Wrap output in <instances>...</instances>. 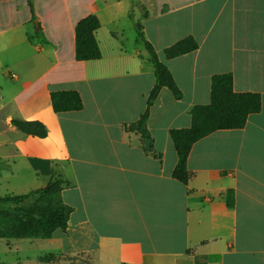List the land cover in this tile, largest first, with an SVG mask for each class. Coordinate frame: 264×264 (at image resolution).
I'll list each match as a JSON object with an SVG mask.
<instances>
[{
  "label": "crops",
  "instance_id": "obj_1",
  "mask_svg": "<svg viewBox=\"0 0 264 264\" xmlns=\"http://www.w3.org/2000/svg\"><path fill=\"white\" fill-rule=\"evenodd\" d=\"M28 1L0 0V184L5 193H17L12 179L43 187L54 164L70 182L61 196L73 211L47 239L54 250L95 264H264V0ZM130 12L182 93L163 87L150 107L154 153L124 128L155 82ZM87 15L99 20L100 57L81 61L74 27ZM188 35L195 50L164 57ZM222 72L234 91L259 93L260 110L195 141L183 184L171 175L168 131L190 126L191 107L209 103L211 76ZM68 89L82 108L55 113L50 92ZM13 118L39 120L47 135H25Z\"/></svg>",
  "mask_w": 264,
  "mask_h": 264
},
{
  "label": "trees",
  "instance_id": "obj_2",
  "mask_svg": "<svg viewBox=\"0 0 264 264\" xmlns=\"http://www.w3.org/2000/svg\"><path fill=\"white\" fill-rule=\"evenodd\" d=\"M29 0V4H30ZM134 22L137 37L143 42L153 67L155 82L146 99V107L139 117L124 125L143 139H149L144 146L148 153H154L151 137L146 123L149 110L159 90L167 88L175 98L182 93L176 85L171 72L161 62L151 43L143 35L140 23ZM99 20L95 15H87L78 20L74 27V57L76 60H92L100 57L95 38ZM196 39L185 36L163 49L165 58L170 59L195 50ZM52 110L55 113L77 111L83 106L80 94L76 90H57L49 94ZM261 99L257 92H236L232 87L230 72L216 73L210 79V100L207 104H195L190 109L191 123L187 128H171L169 138L176 152L177 161L171 172L172 177L187 184L193 172L187 168V155L193 143L200 138L221 129L242 128L249 114L260 110ZM17 130L25 135L43 138L47 135L46 126L39 120L11 119ZM159 156V154H157ZM70 182L64 179L53 165L51 176L43 187L31 189L21 194H0V239L40 238L49 239L56 230L64 231L73 207L65 203L61 196L64 187ZM228 207L234 204L232 189L221 192Z\"/></svg>",
  "mask_w": 264,
  "mask_h": 264
},
{
  "label": "rangeland",
  "instance_id": "obj_3",
  "mask_svg": "<svg viewBox=\"0 0 264 264\" xmlns=\"http://www.w3.org/2000/svg\"><path fill=\"white\" fill-rule=\"evenodd\" d=\"M3 185L0 184L1 195L6 194ZM10 185L20 186L16 190L17 193L11 194H21L28 191V189L38 187L39 180L36 179L28 182L27 179H12ZM8 240L11 242L9 248L6 251L0 248V264H95L93 261L91 263L88 261L89 258L94 260L93 255L81 258L79 255L63 256L57 253L53 246L48 243L47 239L21 238ZM0 242L6 241L5 239H0ZM74 246L79 247V242H74Z\"/></svg>",
  "mask_w": 264,
  "mask_h": 264
},
{
  "label": "water",
  "instance_id": "obj_4",
  "mask_svg": "<svg viewBox=\"0 0 264 264\" xmlns=\"http://www.w3.org/2000/svg\"><path fill=\"white\" fill-rule=\"evenodd\" d=\"M143 143L145 146H147L149 144V139H143Z\"/></svg>",
  "mask_w": 264,
  "mask_h": 264
}]
</instances>
